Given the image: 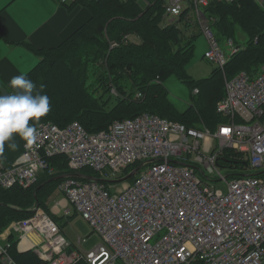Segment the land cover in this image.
Masks as SVG:
<instances>
[{
	"label": "built area",
	"instance_id": "2783aa9c",
	"mask_svg": "<svg viewBox=\"0 0 264 264\" xmlns=\"http://www.w3.org/2000/svg\"><path fill=\"white\" fill-rule=\"evenodd\" d=\"M211 1L165 0L166 14L176 20L185 10L201 13ZM203 31L210 42L205 57L223 69L225 79L217 112L226 120L216 130L149 111L96 132L78 120L64 126L47 120L38 126L35 145L24 143L13 164H0V186L30 188L47 169L56 174L52 158L65 157L72 173L60 178L58 191L105 240L86 254L91 264H264V64L255 73L241 70L228 77L224 68L240 46L229 39L227 56L214 31L208 25ZM227 149L242 154L247 169L222 164L229 162ZM217 178L228 184V193L217 188ZM119 181L128 182L118 188L113 182ZM15 231L21 240L35 232L42 238L31 239L46 264L71 263L70 242L45 209L37 207ZM9 246H0V258L17 264ZM79 252L74 250L73 260Z\"/></svg>",
	"mask_w": 264,
	"mask_h": 264
},
{
	"label": "trees",
	"instance_id": "16d2710c",
	"mask_svg": "<svg viewBox=\"0 0 264 264\" xmlns=\"http://www.w3.org/2000/svg\"><path fill=\"white\" fill-rule=\"evenodd\" d=\"M77 1L79 0L75 2ZM83 2L82 4L91 10L93 20H96V24L90 27L92 31L89 28L85 33L82 28L77 29L63 43L64 47L61 46L62 49L67 46L68 52L60 59H53L50 56L57 49L41 50L43 59L26 74L36 85L34 94L40 91L44 81L51 82L48 78L52 80L61 70L62 75L68 79L67 85L74 87L64 92L62 103L61 100H50L51 111L42 120L64 126L70 123L71 119L76 118L74 120L81 122L91 132L108 129L115 120H118L116 118H133L145 111L179 121L189 127L205 125L213 130L226 120V117L217 112V104L224 95L223 69L214 68L210 76L197 82L187 73V64L194 56L198 34L183 40V31L178 27L177 22L189 25L185 21L188 10H185L175 22L165 24L163 22L166 12L165 0H149L148 3L143 0H84ZM204 10L207 12V25L214 31L219 41L232 38L235 24H240L250 36L247 46H240V49L230 57L224 68L226 75L232 77L241 70L257 72L264 64V6L258 0L231 2L212 0ZM124 31H130L138 36L141 39L140 43L127 40L126 34L122 33ZM90 39L100 47L99 49L94 48L93 45L89 47L95 50V55L101 53L102 57H107L109 68L112 70L114 86L119 93L118 101L113 107L107 106L108 100L92 93L86 80L76 71V69L82 70L84 52L89 50L87 48L79 51L78 49L81 48L79 45L87 44ZM114 43L118 45L112 47ZM41 71L44 72V76L38 77ZM123 72L129 76L136 88L128 97L120 83ZM172 75L180 78L191 90L199 88V93H193L192 103L184 110L178 109L167 99L168 90L163 83ZM14 91L0 77V94ZM136 91L143 93L142 99L133 98ZM16 142L18 148L15 151L5 146L3 163L6 165L13 164L23 151L25 142L19 137L16 138ZM224 153L229 162L222 164L231 170L247 169L248 163L242 154L230 149L225 150ZM50 165L55 169L56 174H50L47 169L41 174L38 182L30 188L17 186L6 189L0 186V233L21 217L29 218L37 207L49 209L50 198L61 180L56 177L72 173L64 156L52 158ZM11 240L14 244L18 238L12 235ZM13 256L19 264H44L32 250L16 251ZM0 263H3L1 258Z\"/></svg>",
	"mask_w": 264,
	"mask_h": 264
},
{
	"label": "rangeland",
	"instance_id": "374dc122",
	"mask_svg": "<svg viewBox=\"0 0 264 264\" xmlns=\"http://www.w3.org/2000/svg\"><path fill=\"white\" fill-rule=\"evenodd\" d=\"M84 0H79L77 2H75L74 4H72L74 7L75 6H84L85 8H87L90 12L91 10L83 5L82 3ZM62 4V3H61ZM65 6L71 5V4H62ZM71 5V6H72ZM184 7L187 5L186 2H183ZM264 6V5H263ZM205 9V8H204ZM206 10L201 11V13H192L190 15V12H187L185 14V21L186 24L188 23L189 25H185V23H179V21L177 22L178 27L180 29H182V37L183 40H186V37L188 36H193L194 34H198L196 37V49H195V53L194 56L190 59L189 63L187 64V73L189 74V76L194 79L196 82L198 80L204 79L208 76H210L212 70L214 68H217L218 66L215 63H212L210 61H208L205 57V52L206 50L210 47V42H209V38L208 36L205 34V32L203 31V27L205 28L207 23V18H206ZM93 14L91 12V17L86 21L85 26L81 25L78 29H81L86 33L87 29H89L91 26L96 24V20H93ZM163 18V17H162ZM164 20L163 22L165 24H171L173 22H175L176 20H172L174 17L173 16H167L166 12L164 14ZM179 18V17H178ZM177 19V18H176ZM172 20V21H171ZM210 24V23H209ZM92 28V27H91ZM90 28V30H91ZM92 31V30H91ZM122 33H125L127 40L133 41L135 43H140L141 39L130 33V31H124ZM184 33V34H183ZM231 39V38H229ZM228 38L222 39L219 41L220 47L221 49L225 52V54L227 56H229L231 54V49L228 46ZM232 39L236 42V45H239L241 47H245L247 46L249 40H250V36L249 34L242 28V26L240 24H235L234 25V34L232 36ZM90 39L87 41V44H83V45H79L78 50L79 51H84L85 49H89V50H85V56L83 57V62H82V70H78L76 69V71L80 74V76L86 80V83L88 85V87L90 88V90L92 91V93H95L98 97H102L105 98L107 101V106L108 107H113L117 101H118V90H117V94L113 93L114 91V81L113 77L111 75L112 70L109 68L108 65V60L107 57H102L101 53L98 54L96 53L95 55V50H93L92 48L89 47L93 45L94 48L99 49L98 47H100V45L98 43H94V41ZM65 45V44H64ZM64 45L62 47H64ZM62 47L57 48L56 52H53L52 55H50L53 59H60L62 57H64V55L68 52V50L66 49V47L64 49H62ZM62 49V50H61ZM51 50H55V49H51ZM48 59V58H47ZM47 67V66H46ZM46 67L44 69H46ZM50 71V70H49ZM47 70V72H49ZM61 74V75H60ZM62 70L60 72H58V74L56 73V77L51 80L48 78V80H50L51 82H46L44 81L43 84V93L47 94L50 98V100H56V101H60L62 103V99L65 97L63 94L65 91H67L69 88H74L73 86L69 87L68 84V79L65 78L64 75H62ZM123 77L120 80V83L122 84V86L124 87V89L126 90L125 95L128 97L131 95L132 91H135L136 88L134 86V84L132 83V81L130 80L129 76H127V74L125 72L122 73ZM60 75V76H59ZM38 77H43L44 76V72H39V75H37ZM34 82V81H33ZM164 87L168 90V96L167 99L168 101H170L174 106H176L178 109L180 110H184L185 108H187V106L192 103L193 100V93L194 90H191L188 85L183 82L180 78H178L176 75H172L170 76L166 81H164L163 83ZM64 88V89H62ZM116 88V87H115ZM198 88V87H196ZM194 88V89H196ZM89 90V89H88ZM146 90V89H144ZM8 93V94H12ZM90 93V91H89ZM112 93V94H111ZM137 91L134 93L133 98L139 99L136 97ZM146 93H149L146 90ZM142 99V98H140ZM76 119L73 118L71 119L72 121ZM119 119V118H116ZM115 120V119H114ZM43 121H47V120H41V122ZM70 121V120H69ZM71 122V121H70ZM86 171H84L85 173ZM221 172L223 174H227L228 172L222 168ZM257 170H251V173H257ZM86 174H89L86 172ZM109 179H114V177L109 178ZM128 181H119V182H113L116 183L118 188L123 187ZM216 186L219 190H222L224 193H228L229 187L228 184L223 181V180H219V178H217V180L215 181ZM65 195L61 192H56V190L53 192L52 197H51V202H50V210L48 209L47 211L49 213H52V215L54 216V212L53 211L54 208L56 207V205L59 203L60 207H61V211L58 212V214L55 216V218L57 219V221L59 222V224L61 225V228L63 230V233L65 234V236L67 237V239L70 242V246L67 247L66 252L67 254L71 257V263L70 264H75V263H81V264H91L89 262V259L86 257V254L89 253L90 251H92L96 246L105 243V240L100 236V234H98V232H96L92 225L90 224V222L79 212L76 211L75 207L73 204H69L67 207H64V205H62V200H64ZM37 208H35L36 210ZM66 209H69L70 212L68 214H66ZM35 212V211H34ZM30 217H33V215H31ZM27 217H21L18 221L14 222L13 224H9L7 227H5L3 229L2 232L6 231V236L8 235V233L11 231L13 232V237H17L18 241H15L14 244L12 243L13 240H11V235L8 236L10 238H8L5 241H2V239L0 238V246H5L8 243H10L9 246V253L10 255L14 258V253L16 251H20V252H28V250H32L34 251L44 262V264H46V260L44 259V255H42L41 249L40 248H36L33 247V245H31L30 248L27 249H22L21 247V242L23 240L20 239V234L15 231V226L19 223V221L24 220ZM15 231V232H14ZM1 234V233H0ZM32 238L35 239L36 242H39V239H36L33 234H31ZM12 243V244H11ZM80 250L82 253L80 255V258L77 260H73L72 258V253L74 252V250ZM15 260V258H14ZM15 262L17 264H19L16 260ZM42 262V263H43ZM0 264H4V263H0Z\"/></svg>",
	"mask_w": 264,
	"mask_h": 264
},
{
	"label": "crops",
	"instance_id": "0c3cea01",
	"mask_svg": "<svg viewBox=\"0 0 264 264\" xmlns=\"http://www.w3.org/2000/svg\"><path fill=\"white\" fill-rule=\"evenodd\" d=\"M258 1L264 5V0ZM90 17L91 12L84 6H65L59 0H0L2 80L9 85L13 76L30 72L43 59L41 50L61 47ZM61 203L64 207L68 206L65 198ZM59 207L58 203L53 210H56L54 217L60 212ZM45 211L52 215L46 209ZM31 234L25 236L30 242ZM10 235L12 236L13 232L10 231L6 236L4 231L0 238L5 241Z\"/></svg>",
	"mask_w": 264,
	"mask_h": 264
},
{
	"label": "clouds",
	"instance_id": "9594fccd",
	"mask_svg": "<svg viewBox=\"0 0 264 264\" xmlns=\"http://www.w3.org/2000/svg\"><path fill=\"white\" fill-rule=\"evenodd\" d=\"M9 86L15 90L12 94H0V164L5 159V146L17 150V137L25 142L26 148L38 142L40 121L51 111L44 86L34 94L36 85L25 73L13 76Z\"/></svg>",
	"mask_w": 264,
	"mask_h": 264
},
{
	"label": "bare ground",
	"instance_id": "6f19581e",
	"mask_svg": "<svg viewBox=\"0 0 264 264\" xmlns=\"http://www.w3.org/2000/svg\"><path fill=\"white\" fill-rule=\"evenodd\" d=\"M13 224V223H12ZM34 234V236L36 237V239H39L38 241L40 242V241H42V238H40V236L35 232V233H33ZM12 244V243H11ZM33 243L32 242H30L29 241V239L27 238V237H24L23 238V240H22V242H21V247H22V249H27V248H30L31 247V245H32ZM29 251V250H28ZM11 253V252H10ZM14 259V258H13Z\"/></svg>",
	"mask_w": 264,
	"mask_h": 264
},
{
	"label": "water",
	"instance_id": "95a60500",
	"mask_svg": "<svg viewBox=\"0 0 264 264\" xmlns=\"http://www.w3.org/2000/svg\"><path fill=\"white\" fill-rule=\"evenodd\" d=\"M134 174H135V171L132 172V173L128 176V178H130V177L133 176ZM70 175L79 176V177H89V176L84 175V174H81V173H74V174H70ZM64 176H65V175L58 176V177H56V179L63 178Z\"/></svg>",
	"mask_w": 264,
	"mask_h": 264
},
{
	"label": "snow or ice",
	"instance_id": "6c2138e0",
	"mask_svg": "<svg viewBox=\"0 0 264 264\" xmlns=\"http://www.w3.org/2000/svg\"><path fill=\"white\" fill-rule=\"evenodd\" d=\"M225 131H227V130H225Z\"/></svg>",
	"mask_w": 264,
	"mask_h": 264
}]
</instances>
